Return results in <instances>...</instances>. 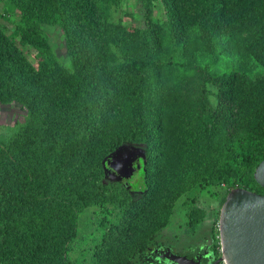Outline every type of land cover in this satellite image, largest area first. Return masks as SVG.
I'll return each mask as SVG.
<instances>
[{
    "label": "trees",
    "instance_id": "obj_1",
    "mask_svg": "<svg viewBox=\"0 0 264 264\" xmlns=\"http://www.w3.org/2000/svg\"><path fill=\"white\" fill-rule=\"evenodd\" d=\"M6 1L19 12L17 32L35 48L37 62L0 27V98L25 103L39 123L22 129L0 150V264H76L65 253L77 234L78 210L94 199L141 208L142 196L131 194L122 181L105 178L103 164L137 132L146 136L148 150L139 184L153 191L154 173L165 165L169 145V128L158 108H165L166 85L181 91L192 72V29L209 25L215 45L235 41L241 53L264 65V0H167L174 17L163 25L148 17L145 29L104 19L117 0ZM42 23L63 28L72 70L54 57L39 29ZM110 44L124 61L110 62ZM208 80L218 85L220 104L205 107L206 130L234 120V139L224 142L219 177L233 184L237 169L247 164L256 181V167L264 159V149L253 145L264 141V76L252 81L223 72ZM228 89L234 106L225 99ZM148 103L152 114L145 110ZM186 136L180 164L195 172L200 143ZM210 179L203 175L205 183ZM168 249L189 256L157 230L125 264H177L162 253ZM214 258L209 253L202 260Z\"/></svg>",
    "mask_w": 264,
    "mask_h": 264
},
{
    "label": "rangeland",
    "instance_id": "obj_2",
    "mask_svg": "<svg viewBox=\"0 0 264 264\" xmlns=\"http://www.w3.org/2000/svg\"><path fill=\"white\" fill-rule=\"evenodd\" d=\"M236 1L243 3L244 0ZM172 14L167 0H117L104 13V19L121 22L131 29H145L148 17L163 25L174 17ZM261 17L264 19V14ZM19 19L17 9L6 0H0L2 31L11 36L26 57L36 64L35 48L28 42H22L17 32L16 23ZM39 29L49 41L56 60L72 70L63 28L58 24L42 23ZM212 35L209 25H198L192 29L188 54L192 72L181 91H177L172 83L166 85L165 108L158 110L162 111L169 128V145L164 155L165 165L154 173L153 191L139 184L141 168L147 163L148 150L146 136L137 132L122 145L145 151L146 161L140 157L141 167L136 168L129 178L131 194L141 195V199H144L141 208L133 210L134 205L125 206L111 199H94L91 204L78 210L77 234L65 253L76 264H125L131 254L157 230L171 240L177 249L186 248L182 253L189 256L198 253V247H204L205 254L212 253L215 258L209 263L202 261L201 255L197 254L195 258L201 259L204 264H211L223 257L219 217L225 196L237 185L264 193V187L254 180L251 166L247 164L237 169V181L233 184L220 179L223 146L224 142L234 139V120L230 117L219 122L214 130H206L202 118L206 106L220 104V89L216 83L208 80L209 75L238 72L254 81L264 76V65L253 56L241 53L235 41H222L215 45ZM122 61L124 58L118 48L110 44V62L118 64ZM229 91H224L228 101ZM230 105L234 106V102L231 104L230 101ZM144 107L146 112L149 109L150 114L153 113L152 104L148 103ZM223 114L226 115V110ZM38 123L39 119L25 103L15 98H0V150L22 129ZM185 134L187 139L194 136L199 139L197 161L200 165L195 172L184 170L180 164L184 149L181 137ZM257 134L253 133L254 136ZM253 145L257 149H264V141L256 139ZM103 164L105 168L109 167L108 163ZM203 175L211 176L209 183H205ZM105 178L119 181L109 176L106 169ZM121 223L123 225L119 230L110 232L111 226ZM162 253H167L168 259H173L170 250H163ZM218 264L226 263L222 260Z\"/></svg>",
    "mask_w": 264,
    "mask_h": 264
},
{
    "label": "water",
    "instance_id": "obj_3",
    "mask_svg": "<svg viewBox=\"0 0 264 264\" xmlns=\"http://www.w3.org/2000/svg\"><path fill=\"white\" fill-rule=\"evenodd\" d=\"M140 157L146 161L144 150L121 145L103 162L116 167L117 172H107L109 176L131 188L129 178L141 167ZM255 179L264 187V159L256 167ZM219 234L223 257L211 264L222 260L226 264H264V193L240 186L231 189L220 209ZM170 252V260L177 264H204L201 259Z\"/></svg>",
    "mask_w": 264,
    "mask_h": 264
},
{
    "label": "flooded vegetation",
    "instance_id": "obj_4",
    "mask_svg": "<svg viewBox=\"0 0 264 264\" xmlns=\"http://www.w3.org/2000/svg\"><path fill=\"white\" fill-rule=\"evenodd\" d=\"M131 157H133V156H131ZM106 171L108 172V173H113V172H117V170H116V167L114 166V167H106ZM204 248V247H203ZM197 254L198 255H201L202 256V258H203V256L204 255H207V254H205V248H204V250L203 251H198L197 250ZM209 254V253H208ZM203 261V260H202Z\"/></svg>",
    "mask_w": 264,
    "mask_h": 264
}]
</instances>
